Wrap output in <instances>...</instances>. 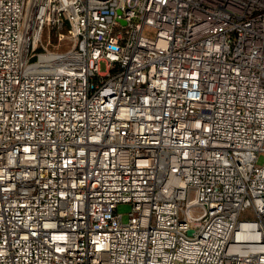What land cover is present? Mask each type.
Wrapping results in <instances>:
<instances>
[{"label":"built area","instance_id":"obj_1","mask_svg":"<svg viewBox=\"0 0 264 264\" xmlns=\"http://www.w3.org/2000/svg\"><path fill=\"white\" fill-rule=\"evenodd\" d=\"M262 154L264 0H0V264H264Z\"/></svg>","mask_w":264,"mask_h":264},{"label":"rangeland","instance_id":"obj_2","mask_svg":"<svg viewBox=\"0 0 264 264\" xmlns=\"http://www.w3.org/2000/svg\"><path fill=\"white\" fill-rule=\"evenodd\" d=\"M100 68H101V71H105V64L104 63H101L100 64ZM258 163L260 165H263L264 163V154H262L259 158V161ZM119 213H121L123 215V220L124 222H128L129 220V213L132 211V207L131 205L127 204V205H120L119 206ZM249 218H252L251 215H249Z\"/></svg>","mask_w":264,"mask_h":264}]
</instances>
